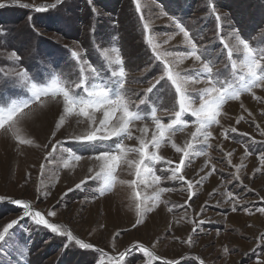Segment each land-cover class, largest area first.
Here are the masks:
<instances>
[{"label":"rangeland","instance_id":"1","mask_svg":"<svg viewBox=\"0 0 264 264\" xmlns=\"http://www.w3.org/2000/svg\"><path fill=\"white\" fill-rule=\"evenodd\" d=\"M93 2L98 15L93 13L90 0H62L56 7L42 12L35 11L34 7L54 4L55 0H19L20 4L33 6L30 8L17 6L12 0H0L8 5L0 8V98L17 99L30 95L21 90L14 76H4L5 71L12 73L22 68L41 79L49 73L63 72L69 79H77L79 72L71 55L73 51L91 64L102 67L101 75L108 77L110 66L103 60L100 49H108L111 54L110 46L122 49L129 70L127 78L139 81L127 87L144 95L162 75L163 65L154 59L151 47L145 42L141 14L137 13L133 0ZM215 7L224 18L225 39L230 30L238 29L243 36L254 37L253 44L264 42V0H215ZM161 8L182 20L197 37L198 47L207 49L206 55L216 59L214 71H227L226 50L217 36V21L210 14V0H158V4L143 9V14L152 21L150 28L159 34L155 42L161 45L160 50L183 51L187 46L182 35L169 39L167 34L177 30L167 16H160ZM166 40L168 43H164ZM13 51L20 56L19 62L9 60ZM111 55L114 58V54ZM200 67L199 62L188 58L178 70L191 72ZM187 87L188 94L197 98L195 106L198 107V90L205 85L189 84ZM253 92L259 100L243 93L239 100L223 106L220 125L211 129L210 148L204 144L194 145L208 155H193L187 165L182 166L181 174L194 185L192 198H188L187 185L183 181L163 179L160 186L171 189L161 196L167 203H161L148 213L136 228H132L136 214L131 199L133 190L128 184L117 183L104 197L95 196L94 180H88L80 189L75 188L82 179L93 176L98 170L97 162L87 159L90 153L81 143L66 139L70 134L84 133L87 124H78L76 117L68 118L53 138L51 134L63 108L60 98L54 101L48 97L45 107L34 104L26 109L33 118L24 121L21 135L33 141L31 146L20 145L11 133L0 131V197L5 198L0 202V230L18 220L10 230L15 234L13 241L0 247V264H108L109 256H116L136 243L149 248L160 258L153 264H200L201 261L203 264H264V239H260L264 236V213L258 211L264 207V166L258 160V156L264 154V135H261L264 132V88L253 89ZM149 95L151 102L162 108L178 110L175 89L170 82L161 81ZM144 107L142 105L141 109ZM156 115L167 122L173 113L161 110ZM240 117L244 119L237 124ZM184 119L189 122L188 126L171 138L179 147L191 139L190 134L195 130V118L187 113ZM145 124L154 129L150 118L136 121L131 126L133 137L141 135L137 129ZM232 127L237 132H231ZM225 129L228 139L221 134ZM150 138L151 133L147 139ZM115 139L105 145L113 144ZM57 140L64 141V146L54 153L57 159L45 161V154L52 151L51 145ZM124 143L138 146L136 139H126ZM246 148L248 155H245ZM69 150H75L85 158L79 162L73 160L68 168H64L63 159ZM150 150L171 160L173 168L179 163L181 153H177L170 143H163L158 150ZM227 153L232 155L229 157ZM129 159H138V156ZM42 163L45 164L43 172L40 169ZM212 165H215V171H212ZM240 165L243 166L237 173ZM162 166L168 167L161 162L155 168ZM89 168L94 171L90 173ZM134 172V168L122 164L116 176L118 181H131ZM236 175L240 179H236ZM201 177L206 178L196 184ZM70 188L73 190L68 191ZM155 190V187L145 189L143 185L139 188L142 198ZM228 192L234 199L228 198ZM9 199L28 202L49 222L60 225L62 230H71L83 243L93 245V249H81L74 241L66 247L69 242L65 237L35 224L30 217L19 219L22 210L9 203ZM49 210H54L56 215L47 216ZM189 236L192 237L191 245L184 242ZM146 259L137 250L127 264H144Z\"/></svg>","mask_w":264,"mask_h":264},{"label":"snow or ice","instance_id":"2","mask_svg":"<svg viewBox=\"0 0 264 264\" xmlns=\"http://www.w3.org/2000/svg\"><path fill=\"white\" fill-rule=\"evenodd\" d=\"M62 0H55L54 4L35 6L37 12L47 11L50 8L56 7ZM136 5L137 13H140L142 22V31L145 37V42L151 47L153 57L163 65L162 75L155 80L146 90L143 96L139 93L131 91L127 85L139 83L128 79L129 70L126 67V61L123 57L122 49L118 46H110L111 54L108 49H100L102 58L110 66V75L102 76V67L91 64L85 57H81L79 53L73 51L71 53L73 59L77 62V71L79 77L77 79H69L67 73H49L44 78L33 77L26 70L18 69L12 73L4 72V76H14L19 81L21 90H26L30 95L17 99L0 98V131L11 133L14 140L20 145L33 144L31 139H26L21 135L22 125L26 119L33 118L31 112L25 111L32 105L45 107V99L51 97L54 101L60 98L62 101V112L56 122L55 130L52 132V137L55 138L57 132L64 126L66 120L71 117L77 118V123H86L87 130L82 134H70L66 139L72 142H79L90 153L87 156L89 160L97 162L98 170H95L93 176H87L75 185L76 189H80L88 180L96 181V197H104L108 195L117 183L128 184L132 188L133 207L136 214L135 223L132 228H136L143 223L144 218L148 213L153 212L161 203H167L161 200L162 194L171 191L170 188L162 187L163 179L183 181L187 185L188 198L193 196V182L186 180L181 174L182 166H186L192 156H207L208 153L203 149L197 150L194 145L204 144L211 147L209 141L213 138L212 127L220 125L219 117L222 115V109L229 101L239 100L243 93L251 94L254 100L260 98L255 95L253 89L264 88V42L253 44L254 37L243 36L238 29H232L227 34L225 39L223 24L224 18L219 14L215 7V0H210V14L217 21V36L220 38V43L223 49L226 50V64L224 73L214 71L217 63L216 59L206 55L207 49L198 47L196 43L197 37L191 33V30L182 21L174 15H170L161 8L160 16H167L171 24L177 30L174 33H168L169 39L175 35H182L184 44L187 50L172 51L160 50L161 45L156 43V37L159 35L150 28L152 23L149 17L143 14L145 7H150L153 4H158V0H133ZM12 3L25 8L33 7L32 5L20 4L19 0H12ZM93 13L98 15L93 0ZM5 3H0V8H3ZM31 19V17H29ZM94 32V30H93ZM168 43V41H164ZM221 55H224L222 52ZM172 57L173 59H169ZM191 58L195 62H199L201 67L183 72L178 70L179 66L185 59ZM20 56L15 52H11L9 60L19 62ZM83 65V67H81ZM230 68V70H228ZM91 73L92 75H89ZM161 81L170 82L172 88L175 89L176 104L175 108H162L154 102H151V96L156 86L161 84ZM204 84L205 87L198 90L199 105H196V97L188 94V85ZM80 90V91H78ZM151 103V108L148 105ZM145 106L141 109V106ZM241 107L243 105L241 104ZM171 111L173 116L167 122H163L157 117V111ZM190 113L195 118V130L191 132V139L185 143L183 147L177 146L172 142V137L177 132L183 131L188 126V121L184 119L185 114ZM97 114H100L98 117ZM251 115V113H249ZM151 119L154 129H150L147 124L143 128L137 129L140 132L139 137H133L131 126L136 121H145ZM243 117L237 119L239 124ZM259 127V126H257ZM228 130L225 129L221 134L225 139H228ZM231 132H237L235 127L231 128ZM151 133L150 140L147 139ZM240 135H246L240 133ZM264 135V132H261ZM116 138L113 144L105 145V142ZM136 139L138 146H128L124 143L125 140ZM170 143L171 147L181 153L179 163L175 167H171L172 161L165 160L164 157L158 154V150L163 143ZM64 146V141L57 140L51 145L52 151L45 154V161L49 158L57 159L54 153H57ZM47 148L48 145H45ZM249 150L246 148L245 155H248ZM138 156V159H129L130 156ZM227 153V156H231ZM85 157L75 150H69L66 158L63 159V167L68 168L70 163L75 160L79 162ZM261 166H264V154L258 156ZM168 165V167L155 168L157 163ZM230 162V161H229ZM127 165L129 168H134V179L131 181H118L116 176L117 169L121 165ZM208 161H206V166ZM237 166V173L239 168ZM41 172L45 169V164L40 165ZM91 173L94 169L89 168ZM212 171H215V165H212ZM170 173V175H160L157 173ZM211 174V173H209ZM206 177H201L196 184H201ZM236 179H240L236 175ZM145 189L155 187V192L151 195H144L139 191L140 186ZM73 189H68L72 191ZM40 189H37L39 192ZM47 195V193H46ZM230 200L234 199L232 193H226ZM5 198L0 197V202ZM9 203L21 208L22 216L30 217L37 225H42L54 234L65 237L66 247L71 246L72 241L81 249H93V245L83 243L76 238L71 230H62L58 224L49 222L48 219L40 212L33 209L32 205L21 199H9ZM235 210V209H234ZM171 211V209H169ZM260 213H264V207L258 209ZM56 212L49 210L47 216L54 217ZM203 221H201L202 223ZM18 220H13L0 230V247L8 244L14 239V232L10 231ZM195 231V229H193ZM119 234H117L118 236ZM264 239V236L260 237ZM185 243L191 245L192 237L189 236ZM155 245H153L154 247ZM139 251L147 259L144 264H153L154 261L160 259L149 248L136 243L128 249L119 252L116 256L108 257V264H127L128 259ZM96 251H100L96 249ZM164 264H173V262H164ZM200 264H203L201 261Z\"/></svg>","mask_w":264,"mask_h":264}]
</instances>
